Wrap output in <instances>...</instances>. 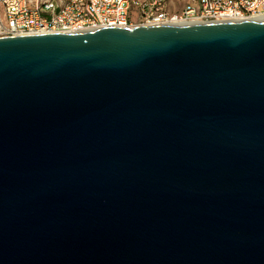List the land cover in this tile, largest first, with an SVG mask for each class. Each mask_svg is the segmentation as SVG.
Here are the masks:
<instances>
[{"label": "water", "instance_id": "water-1", "mask_svg": "<svg viewBox=\"0 0 264 264\" xmlns=\"http://www.w3.org/2000/svg\"><path fill=\"white\" fill-rule=\"evenodd\" d=\"M0 264H264V19L0 38Z\"/></svg>", "mask_w": 264, "mask_h": 264}, {"label": "built area", "instance_id": "built-area-1", "mask_svg": "<svg viewBox=\"0 0 264 264\" xmlns=\"http://www.w3.org/2000/svg\"><path fill=\"white\" fill-rule=\"evenodd\" d=\"M167 0H0V38L99 28L159 27L264 19V0H192L178 13Z\"/></svg>", "mask_w": 264, "mask_h": 264}, {"label": "rangeland", "instance_id": "rangeland-1", "mask_svg": "<svg viewBox=\"0 0 264 264\" xmlns=\"http://www.w3.org/2000/svg\"><path fill=\"white\" fill-rule=\"evenodd\" d=\"M57 6L61 7L68 0H51ZM192 0H167L166 5L170 12H179L187 3H190Z\"/></svg>", "mask_w": 264, "mask_h": 264}, {"label": "crops", "instance_id": "crops-1", "mask_svg": "<svg viewBox=\"0 0 264 264\" xmlns=\"http://www.w3.org/2000/svg\"><path fill=\"white\" fill-rule=\"evenodd\" d=\"M166 10H167V12L170 13V14L178 13V12H170L169 9H168V7H167V5H166Z\"/></svg>", "mask_w": 264, "mask_h": 264}]
</instances>
